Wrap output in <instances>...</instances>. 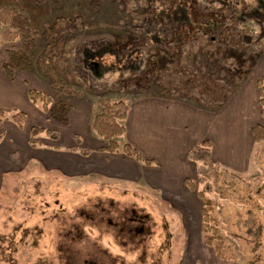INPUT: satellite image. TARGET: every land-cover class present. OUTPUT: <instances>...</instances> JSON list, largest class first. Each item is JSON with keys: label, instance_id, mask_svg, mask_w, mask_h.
<instances>
[{"label": "rangeland", "instance_id": "374dc122", "mask_svg": "<svg viewBox=\"0 0 264 264\" xmlns=\"http://www.w3.org/2000/svg\"><path fill=\"white\" fill-rule=\"evenodd\" d=\"M56 16H79L85 24L64 42L57 67L59 79L82 97H64L31 71L45 93L68 100L71 122L58 124L44 115L42 126L60 132L56 142L39 136L41 152L55 156L51 165L18 157L17 151L6 159L7 170L13 164L18 170L0 176L8 186L0 196V264H264V144L254 148L242 173L207 156L193 162L189 152L181 163L187 175L156 189L137 172L145 164L134 159L135 179L97 173L95 164L81 159L73 139L78 135L83 147L94 151L91 160L96 159L103 143L91 120L102 99L125 101L132 115L145 98L162 96L217 112L238 93L223 76L235 64H251V76L264 80V0H58L40 16L39 29ZM19 45L4 44L0 51ZM40 50L37 41L33 64ZM234 94L227 105L232 113L224 114L232 116V130L243 133L258 112L247 109L243 121ZM22 109L28 131L36 117ZM5 113L4 122L11 126L12 112ZM79 113L83 120H74ZM221 121H209L202 135L218 133ZM4 126L7 136L9 125ZM128 139L124 134L117 140L122 145ZM106 163L113 166L111 160ZM120 169L124 176L133 171ZM186 179L195 191L187 189ZM196 191L217 202L235 262L217 260L204 245Z\"/></svg>", "mask_w": 264, "mask_h": 264}, {"label": "crops", "instance_id": "0c3cea01", "mask_svg": "<svg viewBox=\"0 0 264 264\" xmlns=\"http://www.w3.org/2000/svg\"><path fill=\"white\" fill-rule=\"evenodd\" d=\"M6 58V53L0 54V109L4 112H12L14 109H21L24 111L22 109L24 108L36 117L30 127H43L42 122L45 119V113H43L37 105H33L28 100L27 90L28 88H34L47 92V89L43 87V82H39V78L31 71L16 70L13 77L8 78L2 69V64L6 61ZM249 77H252V79L248 83ZM259 78L263 79L257 75L251 76V72H249L244 82L237 87L238 93L236 94L234 92L238 96L237 104L241 119L244 116L243 113H247V109L254 108V112L256 110L258 112L255 119L250 123H246L245 127H243V133H240L239 130L234 132L231 126L232 116H226V114H224L225 111L226 113H232L230 110L227 112V105L234 93L231 94L217 112L195 108L188 104L180 105L174 100H170L166 97L164 98V96L151 97L149 99L145 98L144 102H141L143 107L136 111L134 115H132V109H129L128 117L125 122V134L129 137L128 142L134 146L144 158L151 159L153 163L155 162V164L162 166L163 168L161 171H158V168L154 166L153 163L145 165L146 167H144V169L137 171L136 168L138 164L133 162L131 160L132 158L124 156L125 159H122L118 158V155L115 154L107 155L106 153L100 152L96 159L91 160V155L94 151H92L90 147H88L90 149V154L86 157L81 156V159H88V162L95 164L97 173L110 175L114 179L118 177L119 179L123 177L135 179L138 175L137 172H140L145 175L146 183L150 185V187L159 189L160 186H163L165 183L172 184L175 180L177 183L180 175H187L184 169H181V163L182 166L184 165L182 158L185 159L196 145L207 140L210 143V157L213 162L218 163L223 168L234 173L245 172L250 164L254 148L264 144L254 143L251 134V128L254 124L259 123L264 127V118L260 117L258 89L256 86V82ZM235 94L234 97L236 96ZM69 112L67 114L66 124L62 125H67L71 122ZM26 114L27 113H25V115ZM81 115L82 114L76 115L74 120L82 121L83 118ZM244 118L246 117L244 116ZM244 118L243 121H245ZM211 120L217 121V123L218 120H222L219 122V131L216 130L218 133L211 137H207L205 133L202 135V132H204L203 128ZM4 121L6 120L0 121V135H2L0 140V176L8 174L10 171L14 173V171L18 170L14 164L11 166L12 169H9L10 171L7 170V166L5 167L7 164L6 159L9 154L15 151L18 153V157L20 156L21 158H30L49 165H51L53 160L55 162V156L41 152V150H44L42 144L36 148H32L28 145V131L26 128L29 123L27 121V116L26 123L22 129H19L15 124L11 126L10 124H5L6 122ZM4 125H9V135L7 136L4 134L6 129ZM19 130L22 131L21 134H19ZM58 133L60 139V132ZM12 138L13 141L11 143L8 142ZM39 139L41 142V138ZM141 140L144 141L146 148H144V146L142 147ZM107 160H111L113 166H108L106 163ZM120 165L125 166L128 170L132 169L133 171L127 170L128 172L125 173L127 176H124L123 173L119 172V170H122L120 169ZM116 172H118V174ZM187 177H190V175ZM3 186L4 183L2 184V178L0 177V196L3 193L2 190L5 191L8 188L7 183H5L4 188Z\"/></svg>", "mask_w": 264, "mask_h": 264}, {"label": "trees", "instance_id": "16d2710c", "mask_svg": "<svg viewBox=\"0 0 264 264\" xmlns=\"http://www.w3.org/2000/svg\"><path fill=\"white\" fill-rule=\"evenodd\" d=\"M57 4L58 0H0V47L4 44L20 43L18 48L5 51L7 58L2 64V69L8 78H12L16 70L32 71L35 69L37 74L39 73L49 82L52 89L59 91L64 97L81 98L80 92H75L59 79L57 67L61 58L60 49L66 39L84 29L85 24L82 18L56 16L51 23L39 29L40 16L48 14L51 5ZM18 7L29 12L30 17L20 12ZM37 41L41 44V50L33 64L30 56L36 51ZM250 69L251 64L246 67L244 63H240L235 64L234 68L225 74L223 71L219 72L238 87L244 82ZM256 86L260 117L264 118V80H257ZM27 98L33 105H37L49 119L58 124H66L67 114L71 110L68 100L63 98L54 100L49 94L34 88H28ZM128 112L129 107L123 100L102 99L99 101V110L91 120L92 131L103 143L97 151L108 154L121 153L137 162L150 165L153 161L144 158L130 143L120 145L117 140L126 132L125 122ZM4 119H7L6 113L0 109V121ZM10 119L19 129H22L26 123L25 113L17 109L12 110ZM41 134L54 142L59 139V133L55 129L32 126L28 130V145L32 148L40 146L39 136ZM251 134L254 143H264V127L261 124H254ZM1 138L2 135H0V140ZM73 139L78 146L76 150L79 154L83 157L88 156L90 150L83 147L81 138L75 135ZM209 149V141H203L190 151L188 157L193 162L201 161L203 156L210 157ZM184 183L188 190L195 191V185L191 180L186 179ZM196 196L201 203L200 232L204 245L212 250L217 260L235 262L236 255L233 247L222 232L221 221L216 212L217 202L206 197L204 191H196Z\"/></svg>", "mask_w": 264, "mask_h": 264}]
</instances>
